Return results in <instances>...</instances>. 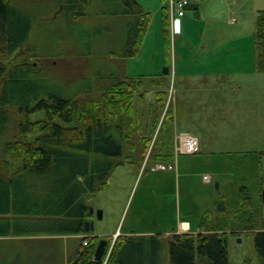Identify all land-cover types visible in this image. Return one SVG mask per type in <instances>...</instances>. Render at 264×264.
<instances>
[{
	"label": "trees",
	"instance_id": "1",
	"mask_svg": "<svg viewBox=\"0 0 264 264\" xmlns=\"http://www.w3.org/2000/svg\"><path fill=\"white\" fill-rule=\"evenodd\" d=\"M12 1L0 0V139L9 137L4 151L11 158L0 160V217H8L2 219L7 224H0V237L23 233L11 227L12 216L64 218L72 223L50 232L90 234L84 226L93 214L88 200L107 189L117 167L174 158V119L170 108L166 110L169 84L163 70L156 75L160 79L150 80L129 75L125 66L140 54L153 15L137 0H56L58 12L72 20L87 17L96 1L108 4L110 14L130 19L124 46L109 53L119 58L115 69L65 93L49 85L40 62L31 57L12 62L18 51L22 54L34 23ZM161 1L163 48L168 52L169 4ZM254 43L257 70L264 73V10L257 14ZM154 88L156 98L149 102L146 93ZM15 160L20 164L13 169ZM241 191L237 219L248 227L238 229L255 230L251 233L264 264V228L253 226L250 197ZM224 205L216 204L218 212ZM211 217H205L196 235L170 237V264H229V235ZM102 239L87 237L88 244L83 243L69 264H104L109 239L102 261L94 259ZM160 245L156 236L117 240L106 264H153Z\"/></svg>",
	"mask_w": 264,
	"mask_h": 264
},
{
	"label": "rangeland",
	"instance_id": "2",
	"mask_svg": "<svg viewBox=\"0 0 264 264\" xmlns=\"http://www.w3.org/2000/svg\"><path fill=\"white\" fill-rule=\"evenodd\" d=\"M137 1L152 15L162 7L161 0ZM199 1L201 18L195 16L197 10L188 11L186 22L191 23L188 33L184 34V26L180 24L182 20L178 22L177 33L173 34L171 30L178 37L175 42L177 55L186 53L189 62L199 55L201 31L208 19L213 18L218 2ZM258 2L255 0V4ZM12 4L31 16L34 22L22 54L19 55L18 51L12 62L26 57L40 62L46 69L49 85L57 91L69 93L88 86L96 74H107L115 69L119 58L109 53H115L124 46L130 19L110 14L108 4L96 1L89 8L88 16L77 20L61 15L56 0H13ZM259 4L264 10V0ZM227 7L228 3L225 10L219 12L220 27L225 30L230 29L228 20L235 18L241 21L239 12L229 10L228 13ZM248 14L255 32L256 15L252 11ZM159 17L154 16L140 57L127 63L131 75L150 76L164 69L158 56L163 37ZM186 43L188 45L184 46ZM220 48L225 52L229 46ZM174 55L175 51L172 53V65ZM248 81L253 84L254 77ZM257 83L261 85L260 90L226 93L232 101L225 106L220 105V111H211L207 116H202L199 111V121L191 129L200 139L202 150L193 155H180L178 172L155 171L151 163H143L142 167L129 163L117 167L107 189L88 200L93 210L91 222L95 230L112 232L119 221L126 230L137 217L139 225L134 223L137 228L163 232L173 223L179 229L181 222L190 220L195 230L205 217L211 215L212 220L230 233L226 232L229 235V264H260L252 234L255 230H239L245 222L241 224L237 219L241 190H245L250 197L248 206L254 214L253 226L264 228V73L257 74ZM241 85L239 81L228 83L231 88ZM240 98L243 101H239ZM164 115L165 111L162 119ZM8 140L9 137L0 139V160L8 158L4 151ZM175 144L174 141L173 148ZM19 164V160H15L13 169ZM204 175L211 176V183H204ZM219 201H225V209L220 212L216 207ZM6 218L0 217V224H7L2 220H8ZM66 220L50 216H12L10 224L14 230L23 233L46 234L72 223ZM159 220H166V226L153 227ZM244 227L248 225L242 229ZM62 247L63 242L8 239L0 242V264H64Z\"/></svg>",
	"mask_w": 264,
	"mask_h": 264
},
{
	"label": "crops",
	"instance_id": "3",
	"mask_svg": "<svg viewBox=\"0 0 264 264\" xmlns=\"http://www.w3.org/2000/svg\"><path fill=\"white\" fill-rule=\"evenodd\" d=\"M259 2L255 4V0H218L217 6L213 11V18L208 19L209 22H206L203 30L201 31V46L199 47V55H196L192 62H189L186 53L182 52V56L177 55L175 42L176 40H178V37H175L171 33V22H169L168 34L170 35V50L168 52L164 50V43L162 37L160 40L162 46H159L160 52L158 53V56L160 55V63H162L164 68L168 67L170 71L168 75H163L166 76V79L164 81L167 82L170 86L169 90H167V92H169L167 107L170 108L174 119V141L175 136L180 134L196 135L191 129V127L197 125L199 121V111L202 112V116L210 115L211 111H220V105L225 106L226 103H230L232 101L231 98L226 95V93L231 92L233 90H236L241 93V91L250 92L251 90L257 91L261 89V85L257 83V74L260 72H258L257 70V55L254 43L255 32L254 27H251L249 21L250 14H248L250 11H252L254 12L257 18L258 12L263 10V7L260 6ZM194 3L199 5L198 12L195 13V16L201 18V3L199 0H196ZM226 3H228V13L229 10H231V12L233 13L239 12V16L241 17V21H238L236 19L234 23L228 20L227 24L230 28L229 30H225L220 27L221 20L219 18V12L225 10ZM250 3L254 4V6H251ZM232 7H234L235 9H233ZM160 10V8H157L154 11L153 20L154 16H160ZM187 18L188 13L187 16L182 19V22L180 21V24L184 26V34L188 33L190 28L189 24L191 25V23L186 22ZM178 25L179 24L177 23V29ZM161 32L163 31L161 30ZM147 34L145 36V40ZM163 34L164 33H162V36ZM145 40L143 42L142 49L144 48ZM172 40L174 48H172ZM204 42L206 43L204 44ZM187 45V43L184 44V46ZM223 45L229 46V48L226 49L225 52H221L220 50V47H222ZM172 49L173 51H175V61L173 65ZM182 51H185V48H183ZM141 52L137 57L133 59L139 58ZM129 60L125 62L126 67L128 65L127 63ZM121 61L124 62L125 60ZM157 68L155 70H157ZM126 72L131 75L128 70ZM158 73L159 71L152 74L153 76L150 75V77H147H149L150 80H158L160 79V77L156 76ZM138 75L141 74H132L131 76L137 77ZM251 77H254V81L252 82L253 84H250L248 81V79ZM232 81H239L240 83H242V85L237 88H231L228 86V83ZM155 94L156 88L147 91L146 97H148V100L152 101L156 98ZM241 100L243 101V98L239 99V101ZM201 150L202 149L200 141V152ZM172 153H174V148ZM178 158L176 159V161L175 158H173L170 162L163 164L175 163L176 169L170 171L178 172ZM144 163H151L152 168L155 165L160 164L156 161L149 160L148 158L147 161ZM142 166L143 164L141 165V167ZM89 221H91V218L89 219ZM134 223H136V225H139V217L135 218L133 220V224L130 226L129 229L126 230H124V225L121 227V221H119L115 230L112 232L96 231L95 228L93 231L90 232V234H61L52 232L46 234H32L29 232H24L22 234H16L12 236H1L0 242H4L12 238L23 239L27 241L49 240L54 242H63L62 252L64 254V264H69V262L80 252L84 240L87 237L93 236L103 237L104 239L107 238L111 241L112 247L114 242H116L117 240L118 242H120L121 240L125 241L128 238H136L140 236H156L159 238L161 245L158 249L157 257L153 261V264H170L168 251V243L170 237L174 234L196 235L199 233L201 228L200 223L198 227L193 230V223L190 220H185L179 224V228L185 225L189 229L188 231H177L178 226L173 223L171 225L172 227L165 229L163 232H158L159 230L137 228ZM165 224H167L166 220H159L153 227L156 228L166 226Z\"/></svg>",
	"mask_w": 264,
	"mask_h": 264
},
{
	"label": "built area",
	"instance_id": "4",
	"mask_svg": "<svg viewBox=\"0 0 264 264\" xmlns=\"http://www.w3.org/2000/svg\"><path fill=\"white\" fill-rule=\"evenodd\" d=\"M196 0H168L169 4V17L171 22L172 33H177V23L187 16V7L195 2ZM235 18H232L230 22L234 23ZM179 32V31H178ZM175 161L180 155H193L197 154L200 151V139L193 134H180L175 136ZM175 164V163H174ZM166 165V164H157L153 167V170H174L176 169V164ZM211 176L204 175L203 181L206 184L211 183ZM187 227H180L178 230L187 231ZM87 241L84 242V245H87ZM112 250V248H111ZM111 250L108 252L104 264L107 263Z\"/></svg>",
	"mask_w": 264,
	"mask_h": 264
},
{
	"label": "water",
	"instance_id": "5",
	"mask_svg": "<svg viewBox=\"0 0 264 264\" xmlns=\"http://www.w3.org/2000/svg\"><path fill=\"white\" fill-rule=\"evenodd\" d=\"M198 9H199V5L196 4V3H192V4H190V5L187 7V10H188V11H196V10H198ZM169 72H170V71H169V68H168V67H165V68L163 69V74L168 75ZM217 187H218V185H217ZM90 212L93 213V210L91 209ZM93 230H94V225H93V223L90 222V221H86V222H85V231H86V232H91V231H93ZM107 245H108V241H107L106 239L103 238V239L100 241V243L98 244L97 249H96V252H95L94 259H95L96 261H102V259H103L104 256H105V253H106Z\"/></svg>",
	"mask_w": 264,
	"mask_h": 264
},
{
	"label": "flooded vegetation",
	"instance_id": "6",
	"mask_svg": "<svg viewBox=\"0 0 264 264\" xmlns=\"http://www.w3.org/2000/svg\"><path fill=\"white\" fill-rule=\"evenodd\" d=\"M89 221V220H88ZM86 222V221H85ZM85 222H84V226H85ZM91 222V221H90Z\"/></svg>",
	"mask_w": 264,
	"mask_h": 264
},
{
	"label": "bare ground",
	"instance_id": "7",
	"mask_svg": "<svg viewBox=\"0 0 264 264\" xmlns=\"http://www.w3.org/2000/svg\"><path fill=\"white\" fill-rule=\"evenodd\" d=\"M184 227H187V226L184 225Z\"/></svg>",
	"mask_w": 264,
	"mask_h": 264
}]
</instances>
